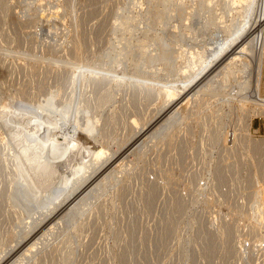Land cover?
Here are the masks:
<instances>
[{
  "label": "rangeland",
  "instance_id": "obj_1",
  "mask_svg": "<svg viewBox=\"0 0 264 264\" xmlns=\"http://www.w3.org/2000/svg\"><path fill=\"white\" fill-rule=\"evenodd\" d=\"M256 1L246 0L243 5L246 8ZM215 3L208 7L202 0H0V264H264V247L256 246L245 221L230 213L228 206L242 204L260 178L256 162L253 171L243 166L242 157L227 158L225 181H214L194 202L184 189H193L197 179L221 170L214 163L225 153L199 144L202 127L210 128L213 121L243 127L250 120L249 132L252 129L251 99L240 103L235 94L245 79L254 90L258 59L246 54L248 71L229 77L231 87L224 84L230 89L223 88L218 81L221 76L211 78L222 66L210 54L217 27L204 24L208 16L222 15L225 24L235 18L241 27L244 7L227 14L226 0ZM124 17H132V24L114 31ZM142 36L148 39L143 54L135 47ZM162 47L172 63L166 68L163 61H149ZM191 48L205 49L208 60L195 72L181 73L184 61L179 59L173 66L172 55L185 53L186 59L183 50ZM126 51L131 57L125 61L130 53ZM116 58H120L118 64L113 61ZM173 86L181 92L167 107L163 89ZM260 86L264 94V76ZM196 93L204 96L203 107L198 114L187 110V123L175 129L171 145L161 140L163 133L152 136L177 102L185 103L193 95L194 99ZM192 98L181 108L190 107ZM35 104L47 105L45 115H40L44 122L39 121L36 128L32 124L39 116ZM244 104L249 110L245 116ZM132 120L146 134L129 147L137 131L128 127ZM262 123L253 121L259 134H263ZM148 134L153 140L146 139ZM74 138L79 148L57 154L52 166L40 164L53 152V144L62 147L60 152L63 147L73 149L70 140ZM97 146L105 147L115 160L85 183L87 187L92 182L95 192L82 212L66 215L64 205H59L61 198L51 211L54 191L62 181L71 185L79 169L90 165ZM233 160L234 165L229 163ZM104 177L105 184L96 187ZM226 230H231L229 237ZM34 234L40 244L24 256ZM245 238L244 243L251 244L247 253L239 244Z\"/></svg>",
  "mask_w": 264,
  "mask_h": 264
},
{
  "label": "bare ground",
  "instance_id": "obj_2",
  "mask_svg": "<svg viewBox=\"0 0 264 264\" xmlns=\"http://www.w3.org/2000/svg\"><path fill=\"white\" fill-rule=\"evenodd\" d=\"M216 0H202V3H204L205 5H207L208 7H212V4L215 5ZM253 1V0H252ZM256 1V0H255ZM180 2V0H179ZM246 0H226V5H227V14H229L230 12H233L235 9H238V7H244L243 3H245ZM257 2V1H256ZM253 3V4H248L247 7L243 8V10H241L240 8V13L242 12V21H244V24L243 26H239V24L237 23L236 19L235 18H230L229 20H227V23L225 24V21H222V18L224 17H220L222 15H218L219 18L215 15L213 16H208L206 21H205V26H208L210 24H213L217 27V29L215 30L216 33L215 35L211 38L212 41L209 43L212 47L210 49V47L208 49H210V54L212 55V58L213 61L217 60V62L220 64H222V66L219 68L220 71L216 73V75H212L213 77H211L212 79H216V78H219L220 76V80H218L219 82H222L223 83V88L225 87H229L230 84H228V82L230 83V79L229 77L231 78V76H236L237 74H241V73H245V71H248L246 70L247 67H248V62H247V58H246V54H249V53H252L254 52V48L256 47L257 44H259V47L261 46V44L263 43V46H262V54H264V27H261L263 26L262 23L264 22V0H259L258 3ZM215 3V4H214ZM180 4V3H179ZM165 5V4H164ZM204 5V6H205ZM225 5V6H226ZM167 9V8H166ZM157 10V9H156ZM204 10V9H203ZM169 11V10H168ZM206 11H208L206 9ZM171 12V11H170ZM236 12V10L234 11ZM233 12V13H234ZM255 12V13H254ZM168 13V12H167ZM167 13L165 15H167ZM170 15V14H169ZM132 16V15H131ZM230 16V15H229ZM232 16V14H231ZM230 16V17H231ZM234 16V15H233ZM238 14L236 15V18ZM168 17V16H167ZM228 17V16H227ZM135 19V18H134ZM170 19V18H169ZM241 19V18H240ZM217 20V21H216ZM239 20V18L237 19ZM133 21L132 17L130 18H125L124 17V20L123 22L121 21V23L117 26H114L112 29L114 31H116L117 29L119 28H123L125 29V27L129 26L130 24H132L131 22ZM135 21V20H134ZM240 21V20H239ZM241 21V22H242ZM117 23V22H116ZM214 26V27H215ZM211 27V26H210ZM207 28V27H206ZM118 31V30H117ZM191 32V31H190ZM116 34V33H114ZM227 34V36H226ZM245 34V37L242 39V37L244 36ZM116 36V35H115ZM192 40V39H191ZM208 40V39H207ZM128 41V40H127ZM131 41V40H130ZM128 41V43H130L131 45V42ZM147 42H148V39L146 36H142V37H139L135 44H136V50H138V52H140L141 54L144 53V49L145 47L147 46ZM175 42V41H174ZM178 42V41H177ZM191 42V41H190ZM176 44V43H175ZM79 45V44H78ZM129 45V44H128ZM127 47H130L128 46ZM170 46V44H168ZM180 45V44H179ZM206 45V44H205ZM163 46H167L166 43L164 42L163 43ZM126 47V48H127ZM132 47V46H131ZM134 47V46H133ZM133 47L131 50H133ZM134 47V48H135ZM178 47V46H177ZM190 47V46H188ZM163 50L160 54L157 53V55L155 57H152L149 59L150 62H157V61H163V67L165 65V68L168 66V65H171L169 64L168 62H170L168 60L169 58V52L167 50L166 47H162ZM198 48V47H197ZM174 49V48H173ZM127 50V49H126ZM130 50V51H131ZM203 51L205 49H202ZM202 50H199V49H193L191 48L190 50L189 49H184L183 51H186L187 52V55L188 57H183L185 56V53L184 55L182 56V53L179 52L180 54L178 55H172V62H173V66H175L177 63V60L178 61H184L182 62V64L184 65H181L180 66V71L181 73L185 72V71H194V70H198L199 66H202V64L204 62H207L206 61V58H205V55H206V52L207 51H202ZM130 51H126V53L130 52ZM146 51V50H145ZM173 51V50H172ZM121 51H119L120 53ZM132 52V51H131ZM131 52L124 56L125 58V61L126 59H130L131 57ZM155 52V51H154ZM79 53V52H78ZM119 53L115 54L116 56L115 57H119ZM123 53V52H122ZM124 53V54H126ZM177 53V52H176ZM205 53V54H204ZM209 53V52H208ZM119 54V55H118ZM123 54V55H124ZM155 54V53H154ZM186 55V56H187ZM150 56H152L150 54ZM154 56V55H153ZM210 56V55H208ZM227 56V57H226ZM114 57V58H115ZM123 57V56H122ZM211 57V56H210ZM210 57H209V60H210ZM225 60H223V58H225ZM260 55L257 56V59H258V62H257V66H256V70H255V79L252 80L254 81V90H253V93H259L260 94V84H261V80L264 76V72H263V62L261 61L260 59ZM171 58V57H170ZM79 59V58H78ZM180 59V60H179ZM208 60V58H207ZM114 63H117L120 61V58H116L115 60H113ZM212 61V60H211ZM211 61H210V64H211ZM225 61H227L225 63ZM225 63V64H224ZM179 64H181V62H179ZM213 64V63H212ZM216 65V64H215ZM179 66V65H178ZM205 66V65H204ZM210 66V65H209ZM148 67V66H147ZM156 66L152 65L151 68H154ZM206 68V66H205ZM155 69V68H154ZM165 70V73H167V69H164ZM202 70V68H201ZM208 70V69H207ZM161 71V70H160ZM179 71V70H178ZM213 71V70H212ZM195 72V71H194ZM193 72V73H194ZM180 73V72H179ZM191 73V72H190ZM208 73V72H207ZM211 73V71H210ZM188 74V73H187ZM186 75V74H185ZM191 75V74H190ZM248 76H250L249 74H247ZM252 75V74H251ZM200 76V75H199ZM248 76H246L248 78ZM194 77V76H193ZM198 77V75H197ZM205 77V76H204ZM178 78V77H177ZM211 78L209 80H211ZM234 78V77H233ZM245 78V77H244ZM229 79V81H228ZM193 81V80H191ZM214 81V80H213ZM229 85L226 86V83ZM206 83V82H205ZM204 83V84H205ZM208 83H210L208 81ZM206 83V84H208ZM214 83V82H213ZM212 84V83H211ZM219 84V83H218ZM239 84V83H238ZM251 84V85H252ZM195 85V84H194ZM209 85V84H208ZM206 85V88H208ZM213 85V84H212ZM165 86V85H164ZM196 86V85H195ZM198 86V85H197ZM221 86V85H220ZM253 86V85H252ZM251 86V87H252ZM204 87V86H202ZM201 87V88H202ZM231 87V86H230ZM229 87V89H230ZM239 90L237 91L236 89V93L235 95H238L237 97L239 98L238 101L240 103H245L247 104V100H248V97L246 95H244V92L247 91L248 87L250 88V81L245 79V81L243 80L242 83L239 84ZM196 88V87H195ZM178 89H181L179 87H174L173 88H168V87H165L163 90V94L165 97L163 103L167 104V107L170 105V103H172L173 101L177 100L178 99V96H179V93L181 91L178 92ZM186 89V88H185ZM194 89V88H193ZM227 89V91L229 90ZM251 89V88H250ZM253 89V88H252ZM195 90V89H194ZM198 90V89H197ZM202 91V89H199ZM210 90V88L208 89ZM232 91V90H231ZM188 91H186L187 93ZM195 92V91H194ZM199 92V91H197ZM48 93V92H47ZM185 93V94H186ZM191 93V91H190ZM232 93V92H231ZM230 93V94H231ZM189 94V93H188ZM194 94V93H192ZM202 94V92H201ZM229 94V91L227 93V95ZM229 94V95H230ZM38 94L35 93V95L31 98V101H33V103L35 102L34 99L36 98ZM184 95V94H182ZM200 95V93H199ZM248 95V94H247ZM187 96V95H185ZM192 96V95H190ZM194 96V95H193ZM192 96V97H193ZM191 97V98H192ZM204 97V96H203ZM203 97H199L198 94L196 93L195 94V97L193 99V103H192V100H191V103L190 104L191 106L189 107H183L181 108L182 105H184L186 103L187 100H190L191 98L189 99H186L185 103H181V102H177L176 104V107L173 108V112L171 110L172 113H170L169 115H165V119L162 118V120H160L161 124L158 125V127L156 128V130L154 129V132L152 133V136L155 135V133L158 131L160 132L161 134L163 133V136H160L161 137V140L162 141H165L167 144L171 145L172 144V141H173V136H174V132H175V129H179L178 127L180 125H182L183 123H185L187 120H188V116L186 117L185 116V113L187 112L188 109L191 110V114L192 113H197L198 110L202 109L203 107ZM226 97V96H225ZM236 97V96H235ZM184 98V97H183ZM29 99V98H27ZM185 99V98H184ZM250 99V98H249ZM22 100V99H21ZM38 100H40L38 98ZM220 100V99H219ZM30 101V100H29ZM30 101V102H31ZM183 101V100H182ZM28 102V100H27ZM252 103V106H253V110H252V115H251V121L254 117V115H263L264 116V109H259L258 107H256V105L253 103V101L251 100L250 101ZM41 103V102H40ZM162 104V103H161ZM163 104V105H165ZM245 104L244 106L242 107L241 105V110L245 112L244 116L249 114V110H245ZM46 105V104H45ZM45 105L41 106L40 104H35V107L37 109V114L39 116H37V120L36 122L32 123L35 125L34 128L37 127V124L39 121L41 122H44V118H42L41 116H44L45 115V112L47 111V107H44ZM243 105V104H242ZM47 106V105H46ZM179 107V108H178ZM59 109V108H58ZM189 110V111H190ZM160 111V110H159ZM195 111V112H194ZM211 112V111H210ZM50 114V113H49ZM189 114V113H188ZM198 114V113H197ZM41 115V116H40ZM63 115V114H62ZM194 116V115H193ZM133 118V117H132ZM245 118V117H244ZM246 121V120H245ZM245 121H244V125L243 127H241L239 124L238 126L234 127L235 129V132H236V136H235V141H234V144L232 146H228L226 145V139L224 140V137L226 136V132H225V125L224 122H214L213 121V124L210 128L208 127H202L201 129V132H204L202 133L203 135L201 136V138L199 139V144H202L204 146H207L209 147V150L210 149H214V147L220 149V151H223L225 153V156L222 157V159L219 160V163H222L219 165L220 166V169L219 171H217L216 173H214L212 176L210 175L206 180V183L203 184L204 186L200 185L198 182H194V188L193 189H190L189 187L186 189V192L189 193V195H191V200L194 202L195 199L197 200V195L198 194H203L205 193L206 189H208L210 187V185L214 182V181H217V182H222V181H225V173L222 171L223 170V167L224 165H227L224 160L227 159V158H230V157H234V155H238L240 157L243 158V166H245V168H252V170L254 171L253 168H255V165H254V162H256V168H257V165H258V168H259V175H260V178L259 176L255 179V185H251V189L249 191H247V193L244 195V198H245V201L242 203V204H237L235 206H232V204H229L228 206L230 207L229 209V212L230 213H234V214H237L238 216L241 217V219L243 221H245V226L247 227L246 231H247V234H250L253 235V237H256L255 239H257L256 241V246L259 247L261 246L262 242H264V190L262 187H264V137H258L256 138L255 136L251 135L250 132H249V127H250V120L248 122H246L245 124ZM159 123V122H158ZM187 123V122H186ZM216 123H222V126L221 127H215L216 126ZM39 125V124H38ZM203 125V124H202ZM201 125V126H202ZM205 125V124H204ZM94 126V125H93ZM103 126V124H102ZM157 126V125H156ZM33 127V126H32ZM101 127V126H100ZM128 127L130 130L133 131V128L136 129L137 131L134 133L133 135V140H134V144H130L129 147L134 146L140 139H143V137H145V134L146 132H144V127L142 128H139V124L136 120H132V122H130V125L128 124ZM71 128V127H70ZM77 128V126H76ZM75 128V129H76ZM216 128V129H214ZM218 128V129H217ZM33 129V128H32ZM245 129H247V134L248 136L246 137V134H245ZM36 130V129H35ZM38 130V129H37ZM77 130V129H76ZM83 130V129H82ZM85 130V129H84ZM87 130V128H86ZM33 131V130H32ZM74 131V130H73ZM92 131V130H91ZM77 132V131H76ZM256 132V131H255ZM86 133V132H85ZM102 133V131H101ZM78 134V133H77ZM158 134V133H156ZM34 135V134H33ZM149 135V134H148ZM151 135V134H150ZM148 136L146 139H150V140H153V137L151 136ZM160 134H158L157 136H159ZM31 136V135H30ZM35 136V135H34ZM85 136V135H84ZM187 135H184V137H186ZM188 137V136H187ZM73 138V137H72ZM155 138H156V135H155ZM144 140V139H143ZM191 140V139H190ZM92 141V140H91ZM205 141H207V143L205 144ZM148 142V141H147ZM80 143V142H79ZM82 143V142H81ZM80 143V144H81ZM129 143V142H128ZM63 144V143H62ZM61 144V145H62ZM67 144V143H66ZM70 144H72L73 146V149H68V148H64L63 147V152H60L59 149L62 148L58 145H52V148L53 149V152L51 153L48 152L46 155H45V159H44V162H40L43 163V164H47L48 166H52L53 163L52 161L56 159L57 157V154H61V153H68L69 151L73 152V150H75L77 147L79 148L80 145H78V143H76V140L75 138L70 140ZM69 145V144H68ZM201 145V146H202ZM51 146V145H50ZM128 147V148H129ZM49 148V147H48ZM97 149L92 153L93 156H91L92 158L90 160H88V162L90 163V165L88 167H84L83 169H79L81 170H84L82 173L81 172H78V174H76V177L75 179H70L72 180L71 182V185H66L64 184L65 182L62 181V183L64 184H61L59 185V187L57 188L58 191H54V198H51L53 200H51V204L50 206L52 205V210L51 211H54L59 205H64V209L67 210L66 212V215L70 214V213H73L74 211L75 212H80L82 207L85 206L86 202L88 201V198L90 196L91 193H94L95 192V188H91L92 187V182L89 183L88 185H86L87 187H84L85 183L87 184V181H90V179L92 178V175L96 174L95 172L97 171H101L102 168L104 167L105 168V165H108V167H106V170L110 167V163L115 160L114 159V154L112 153H109L108 150L103 147V146H97L96 147ZM51 149V150H52ZM183 149V148H182ZM205 147H202V150H203V154H205L206 150ZM91 153V152H90ZM116 155V154H115ZM211 158L213 157L212 155H210ZM255 158V159H254ZM89 159V158H88ZM18 161V160H17ZM235 160L233 161H230L229 163L231 164H235ZM18 163H22V162H18ZM17 163V164H18ZM25 163V162H24ZM23 164V163H22ZM27 164V163H26ZM218 165L216 164V166L218 167ZM18 166V165H17ZM23 166V165H22ZM93 166V167H91ZM120 165H118V167H120ZM254 166V167H253ZM18 168H21L20 166H18ZM94 168V170H93ZM103 168V169H104ZM16 169V167H15ZM216 169V168H215ZM93 170V171H92ZM104 170V172L106 171ZM19 171V169H18ZM17 171V172H18ZM77 171V169H76ZM92 171V172H91ZM115 171V170H114ZM216 171V170H215ZM103 172V173H104ZM248 172V171H247ZM19 173V172H18ZM23 173V172H22ZM20 172V174H22ZM75 173V172H73ZM19 174V175H20ZM258 174V172H257ZM18 175V176H19ZM23 175V174H22ZM70 175V174H69ZM74 175V174H73ZM113 175V174H112ZM24 176V175H23ZM246 176H247V173H246ZM20 177V176H19ZM25 177V176H24ZM73 177V176H72ZM94 177V176H93ZM109 177V176H108ZM250 177V178H249ZM249 179H251V176L249 175ZM21 178V177H20ZM19 178V179H20ZM70 178V177H67V179ZM27 177L24 179L26 180ZM32 179V178H30ZM167 179V178H166ZM261 179V180H260ZM23 180V181H24ZM63 180V179H62ZM69 180V179H68ZM69 180V181H70ZM105 180H107V177H104L103 180H101L98 184H95L96 187H99L101 188L105 183H103ZM168 180V179H167ZM28 183H31L30 180L28 179ZM190 181H193L192 178H190ZM24 182H27V181H24ZM33 182V181H32ZM30 185V184H28ZM261 185H263L261 187ZM34 186V184H33ZM68 186V187H67ZM256 186V187H255ZM30 188H32L31 186H29ZM36 187V186H34ZM37 189V188H36ZM97 189V188H96ZM34 190V188H33ZM35 191V190H34ZM207 193V192H206ZM53 195V194H52ZM49 196V195H48ZM51 196V195H50ZM34 197V196H33ZM53 197V196H51ZM56 197V198H55ZM180 197L183 199V197L180 195ZM62 200H61V199ZM38 199V198H37ZM61 201H60V200ZM60 201L59 205H55V202L56 201ZM185 202V201H184ZM207 203V202H205ZM49 204V203H48ZM39 205V204H38ZM50 212V211H49ZM74 212V213H75ZM82 212V211H81ZM45 216V215H44ZM43 220V219H42ZM45 221V220H44ZM47 223V222H46ZM45 223V224H46ZM40 224V223H39ZM48 225V224H47ZM229 225V224H228ZM43 226V225H42ZM45 227V226H44ZM52 229V228H50ZM227 229V228H226ZM229 229V228H228ZM227 229V230H228ZM43 230V229H42ZM49 230V228H48ZM226 230V231H227ZM39 231V230H38ZM229 231V230H228ZM227 231V232H228ZM40 232V231H39ZM49 232V231H48ZM47 230H46V234L47 235ZM52 231L50 230V233ZM49 233V234H50ZM231 234V230L230 232H228V237L229 235ZM43 235V234H42ZM242 235V234H241ZM41 236V235H40ZM44 236V235H43ZM42 236V237H43ZM45 237V236H44ZM43 237V238H44ZM40 239V237H38ZM37 238V234H34L31 236L30 238V242H36L30 244L28 242V249L25 250L24 252V256H28V255H31L35 248L37 247L38 243L40 242L39 239ZM44 240V239H43ZM247 240L246 238L243 239V240H240V245L241 247L244 249V251L246 250V253H247V250L249 248V246L251 245L249 243V246L247 248H245V243L244 241ZM250 240V239H249ZM29 241V239H28ZM39 241V242H38ZM38 242V243H37ZM40 244V243H39ZM27 246V244H26ZM13 250V249H11ZM243 251V252H244ZM14 252V250H13ZM17 252V251H16ZM15 252V253H16ZM28 254V255H27ZM22 256V255H21ZM1 260V259H0ZM1 263V262H0Z\"/></svg>",
  "mask_w": 264,
  "mask_h": 264
},
{
  "label": "built area",
  "instance_id": "obj_3",
  "mask_svg": "<svg viewBox=\"0 0 264 264\" xmlns=\"http://www.w3.org/2000/svg\"><path fill=\"white\" fill-rule=\"evenodd\" d=\"M262 46H263V43L261 44V46L259 47V44L256 45V47L254 48V52H252V56L256 57L258 55H260V59L261 61L263 62V65H264V54H262ZM248 95V98H250L253 103L256 105V107H258L259 109H264V94L263 93H253V90H251L250 88L247 90L246 92ZM257 120H262V127H263V134H259V127L257 128H253V121H257ZM235 122L234 123H227L225 125V132H226V145H228L229 147L232 146L234 144V141H235V136H236V132H235V126H234ZM256 130V132H255ZM252 133L253 136H255L256 138L258 137H264V116L263 115H254L253 119H252V129L250 130V134ZM211 151H214L216 153L219 152L221 153L220 149L214 147V149H210ZM223 152V151H222ZM212 155V154H211ZM222 155V154H220ZM224 155L220 156L219 160L222 159V157H224ZM211 158V156H210ZM226 161V159L224 160V162ZM214 161L211 163L213 165ZM219 161H217L216 163H214V165H218ZM226 163V162H225ZM222 164V163H219V165ZM227 164V163H226ZM218 165V166H219ZM225 166V165H224ZM223 171V170H222ZM212 174H214V172H209L208 175H205L204 177L202 178H199L196 180V182L198 180L202 181V183H199L200 181H198V183L202 186H204L203 184L206 183V179ZM207 190V189H206ZM206 193V191H205ZM204 194V193H203ZM203 194H200V195H203ZM249 246V244H245V248H247ZM259 247H264V242H262L261 246Z\"/></svg>",
  "mask_w": 264,
  "mask_h": 264
}]
</instances>
